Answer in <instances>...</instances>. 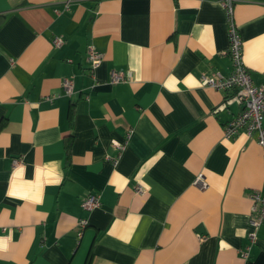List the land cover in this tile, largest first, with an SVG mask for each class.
<instances>
[{
  "label": "crops",
  "instance_id": "crops-1",
  "mask_svg": "<svg viewBox=\"0 0 264 264\" xmlns=\"http://www.w3.org/2000/svg\"><path fill=\"white\" fill-rule=\"evenodd\" d=\"M234 19L264 87V0ZM227 23L221 0H0V264H264V148L200 81L232 71Z\"/></svg>",
  "mask_w": 264,
  "mask_h": 264
},
{
  "label": "built area",
  "instance_id": "built-area-1",
  "mask_svg": "<svg viewBox=\"0 0 264 264\" xmlns=\"http://www.w3.org/2000/svg\"><path fill=\"white\" fill-rule=\"evenodd\" d=\"M226 9L227 26L229 36V47L227 52L232 61V71L225 75L215 72L210 75H203L200 79L201 84L213 87L221 91H231V98L235 100L240 111L224 126V136L232 138L240 132H244L247 136H256L259 144L264 148V87L254 84L249 73V68L244 59V45L240 35L237 23L234 19V5L237 0H221ZM66 8H69L67 2ZM64 43L62 36H55L52 40L54 46H61ZM88 58L91 69H96L103 60V55L94 47L88 48ZM128 80L122 72L114 71L112 73L111 82L118 83ZM63 86L67 92H71L74 86L73 77L63 79ZM264 160V155H263ZM195 183L204 188L207 181L200 174ZM138 193H144L141 186L136 188ZM252 208L250 222L254 227H258L264 223V190H254L251 195ZM101 198L98 193H89L82 200V207L87 210H93L100 207ZM88 221L86 219L79 220V227L84 229ZM249 238L254 240L255 233L252 232ZM245 255L247 253H244Z\"/></svg>",
  "mask_w": 264,
  "mask_h": 264
}]
</instances>
